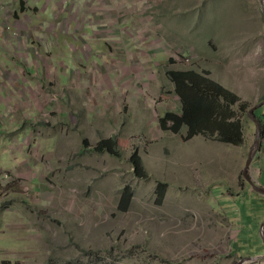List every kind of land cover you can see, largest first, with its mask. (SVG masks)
Wrapping results in <instances>:
<instances>
[{
  "label": "rangeland",
  "instance_id": "rangeland-1",
  "mask_svg": "<svg viewBox=\"0 0 264 264\" xmlns=\"http://www.w3.org/2000/svg\"><path fill=\"white\" fill-rule=\"evenodd\" d=\"M263 7L0 0V264H252L237 248L249 235L264 254L243 176L248 113L264 109ZM188 70L238 97L222 124L240 121V145L160 128L180 113L168 73Z\"/></svg>",
  "mask_w": 264,
  "mask_h": 264
},
{
  "label": "trees",
  "instance_id": "trees-1",
  "mask_svg": "<svg viewBox=\"0 0 264 264\" xmlns=\"http://www.w3.org/2000/svg\"><path fill=\"white\" fill-rule=\"evenodd\" d=\"M168 76L174 85V92L180 100V113L179 115L171 112L163 114L159 118L160 128L168 130V123H171L170 130L175 133L186 128L188 130L187 138L205 132L211 135L214 131H219L225 142L240 145V121L227 125L222 124V121L232 113L233 104L239 100L233 92L227 91L205 76L191 70L171 71ZM237 106L240 110L246 108L244 102H239ZM255 115L257 117L256 112ZM102 149L103 145L100 146L99 150L102 151ZM130 163L141 174L140 159L131 155ZM248 210H250V205ZM250 217L249 212L248 218Z\"/></svg>",
  "mask_w": 264,
  "mask_h": 264
},
{
  "label": "crops",
  "instance_id": "crops-1",
  "mask_svg": "<svg viewBox=\"0 0 264 264\" xmlns=\"http://www.w3.org/2000/svg\"><path fill=\"white\" fill-rule=\"evenodd\" d=\"M255 112L257 114V117L262 122V136L258 152L254 156L253 162L249 169V173L252 182L257 187L264 188V109H256ZM246 129H248V126L246 127ZM262 196L261 194L255 192V194H251L249 198V212L251 214V219L249 220V229L251 231H254L256 229L259 221L264 222V200L260 198ZM237 248L239 251L247 252V250H249L250 253H254L256 256L264 257V254H259L260 247L258 246V242H256L253 236H251V238L250 235L244 237L242 239V242H239V246ZM258 260L256 262H252V264H264V259L260 261Z\"/></svg>",
  "mask_w": 264,
  "mask_h": 264
},
{
  "label": "water",
  "instance_id": "water-1",
  "mask_svg": "<svg viewBox=\"0 0 264 264\" xmlns=\"http://www.w3.org/2000/svg\"><path fill=\"white\" fill-rule=\"evenodd\" d=\"M261 106V104H258V105H255L254 107H252L249 111V116L251 117V119L255 122L256 124V127H257V133H256V139H255V144L254 146L250 149V152H249V156L247 158V161H246V164H245V167L243 169V176L245 177L246 181L251 185V187L255 190V192H258L260 194H263L264 195V188H259L257 187L253 182H252V179L250 177V174H249V169H250V166L252 164V161H253V158H254V155H255V152H256V149H257V146H258V143H259V133H258V130H259V126H258V120H257V117L255 116V114L253 113L255 111V109L257 107ZM260 235H261V239L263 240V243H264V223H262L261 225V229H260ZM261 256H255V257H251V258H247V260H250V261H257L258 259H260ZM243 262V261H242Z\"/></svg>",
  "mask_w": 264,
  "mask_h": 264
},
{
  "label": "bare ground",
  "instance_id": "bare-ground-1",
  "mask_svg": "<svg viewBox=\"0 0 264 264\" xmlns=\"http://www.w3.org/2000/svg\"><path fill=\"white\" fill-rule=\"evenodd\" d=\"M264 101V100H263ZM262 103V102H261ZM247 262H249V261H247Z\"/></svg>",
  "mask_w": 264,
  "mask_h": 264
}]
</instances>
